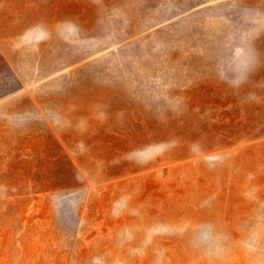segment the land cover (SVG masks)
Masks as SVG:
<instances>
[{
  "label": "rangeland",
  "instance_id": "1",
  "mask_svg": "<svg viewBox=\"0 0 264 264\" xmlns=\"http://www.w3.org/2000/svg\"><path fill=\"white\" fill-rule=\"evenodd\" d=\"M0 100V264H264V0H0Z\"/></svg>",
  "mask_w": 264,
  "mask_h": 264
},
{
  "label": "crops",
  "instance_id": "2",
  "mask_svg": "<svg viewBox=\"0 0 264 264\" xmlns=\"http://www.w3.org/2000/svg\"><path fill=\"white\" fill-rule=\"evenodd\" d=\"M11 102L0 100V173L3 172L4 154L8 152L10 140L19 133L18 127L14 122H10L9 112ZM13 116V115H12ZM6 164V163H5ZM6 170V169H5ZM160 264H230L227 261L215 260H185Z\"/></svg>",
  "mask_w": 264,
  "mask_h": 264
}]
</instances>
